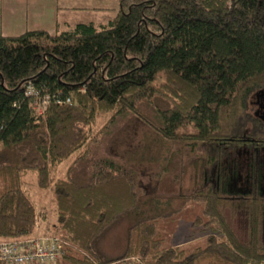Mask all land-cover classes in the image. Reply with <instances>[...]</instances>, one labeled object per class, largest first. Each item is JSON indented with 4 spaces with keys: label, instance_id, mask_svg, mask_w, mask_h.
<instances>
[{
    "label": "trees",
    "instance_id": "obj_1",
    "mask_svg": "<svg viewBox=\"0 0 264 264\" xmlns=\"http://www.w3.org/2000/svg\"><path fill=\"white\" fill-rule=\"evenodd\" d=\"M27 84L50 96L41 114ZM263 90L264 0H118L101 25L0 35V239L34 234L40 214L23 188L33 172L52 191V235L66 244L55 264H193L207 253L263 264L264 123L249 108ZM240 150L249 151L243 193L227 191L225 174ZM168 176L176 189L160 194ZM190 203L202 204L193 226L204 246L163 248L156 222ZM235 204L248 207L245 242L221 212ZM121 216L124 250L102 260L95 242Z\"/></svg>",
    "mask_w": 264,
    "mask_h": 264
},
{
    "label": "rangeland",
    "instance_id": "obj_2",
    "mask_svg": "<svg viewBox=\"0 0 264 264\" xmlns=\"http://www.w3.org/2000/svg\"><path fill=\"white\" fill-rule=\"evenodd\" d=\"M252 97V96H251ZM250 108V107H249ZM251 110V109H250ZM262 157V156H261ZM70 160L61 162L55 172V178H61ZM249 151L240 150L235 159V167L230 165L226 169L227 191L246 192L248 189V162ZM198 174L192 172L187 176V183L194 184ZM33 201L37 212H41L45 219L41 220L40 226H47L49 223L52 234L59 235L56 228V213L53 194L50 188L40 189L36 185V178L33 172L24 176V187ZM260 192L264 193V170L261 172ZM175 182L171 177L163 178L157 188L160 194H171L175 191ZM221 212L232 228L236 237L245 242L248 239V207L244 205H224ZM196 217L202 218V204L190 203L172 219L159 220L156 222V229L161 239V246L175 247L182 246L185 249L203 247L205 244L206 232L201 230V225L193 226ZM126 221L123 216L108 227L105 232L96 240L95 250L102 260L114 259L119 256L125 247ZM257 241L261 250L264 251V207L260 209L257 221ZM193 264H229L222 261L212 253H207Z\"/></svg>",
    "mask_w": 264,
    "mask_h": 264
},
{
    "label": "crops",
    "instance_id": "obj_3",
    "mask_svg": "<svg viewBox=\"0 0 264 264\" xmlns=\"http://www.w3.org/2000/svg\"><path fill=\"white\" fill-rule=\"evenodd\" d=\"M117 9L118 0H0V35L35 30L53 34L78 23L97 26L111 19ZM39 214L31 236L52 235V225L40 226L45 217Z\"/></svg>",
    "mask_w": 264,
    "mask_h": 264
},
{
    "label": "built area",
    "instance_id": "obj_4",
    "mask_svg": "<svg viewBox=\"0 0 264 264\" xmlns=\"http://www.w3.org/2000/svg\"><path fill=\"white\" fill-rule=\"evenodd\" d=\"M25 94L34 99V110L39 114L50 101L49 95L41 96L31 84H27ZM54 101L69 104L70 98ZM65 245L59 236L48 234L12 240L0 239V264H55L63 255ZM123 264H139V260L131 256L125 258Z\"/></svg>",
    "mask_w": 264,
    "mask_h": 264
},
{
    "label": "flooded vegetation",
    "instance_id": "obj_5",
    "mask_svg": "<svg viewBox=\"0 0 264 264\" xmlns=\"http://www.w3.org/2000/svg\"><path fill=\"white\" fill-rule=\"evenodd\" d=\"M249 103L252 114L264 123V90L255 92ZM258 154L260 156V152H258ZM262 158H264V155H262Z\"/></svg>",
    "mask_w": 264,
    "mask_h": 264
}]
</instances>
